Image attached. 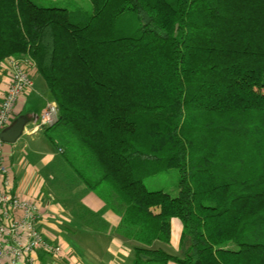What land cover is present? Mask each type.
Returning a JSON list of instances; mask_svg holds the SVG:
<instances>
[{
  "label": "trees",
  "instance_id": "trees-1",
  "mask_svg": "<svg viewBox=\"0 0 264 264\" xmlns=\"http://www.w3.org/2000/svg\"><path fill=\"white\" fill-rule=\"evenodd\" d=\"M91 3L0 0V61L30 53L59 108L61 202L117 213L127 264H264V0ZM172 169L178 195L147 188Z\"/></svg>",
  "mask_w": 264,
  "mask_h": 264
},
{
  "label": "crops",
  "instance_id": "crops-1",
  "mask_svg": "<svg viewBox=\"0 0 264 264\" xmlns=\"http://www.w3.org/2000/svg\"><path fill=\"white\" fill-rule=\"evenodd\" d=\"M3 89L4 86L0 83V98L3 95ZM22 114L26 115L28 122L36 115L33 111L27 113L23 111ZM37 137L38 141L41 140L39 134ZM37 137L29 138L23 135L17 143L6 150L14 190L25 199L32 198L30 196L37 197L40 194L41 203H39L45 213L40 227L51 230L47 232L56 234L58 238L60 235L65 237L68 233L73 241L65 242L66 247L71 250L67 258L56 260L45 253H39L28 264H127L131 251L117 236L121 217L112 210L106 209L103 200L93 192H86L83 187L73 190L71 193L73 197L65 199L62 203L60 196L48 183L53 179L51 167L55 155L46 149V146L39 149L27 140L29 138L34 141ZM66 217L69 218V225L63 224V218ZM75 217L78 219L81 217L85 222L82 230L87 237L84 241L75 240L82 232L79 224L74 222ZM182 229L179 220L173 219L170 246L173 252L180 250ZM176 232L180 235L179 237H176Z\"/></svg>",
  "mask_w": 264,
  "mask_h": 264
},
{
  "label": "built area",
  "instance_id": "built-area-1",
  "mask_svg": "<svg viewBox=\"0 0 264 264\" xmlns=\"http://www.w3.org/2000/svg\"><path fill=\"white\" fill-rule=\"evenodd\" d=\"M37 64L30 53L0 61V264H28L39 253L56 260L67 258L71 250L54 233L49 237L40 227L45 213L39 202L22 198L14 190L12 171L4 153L1 134L16 118L18 104L34 87ZM59 118L55 101H48L41 114L34 115L23 135L35 137L43 128L54 126ZM59 152H62L59 149Z\"/></svg>",
  "mask_w": 264,
  "mask_h": 264
},
{
  "label": "rangeland",
  "instance_id": "rangeland-1",
  "mask_svg": "<svg viewBox=\"0 0 264 264\" xmlns=\"http://www.w3.org/2000/svg\"><path fill=\"white\" fill-rule=\"evenodd\" d=\"M39 1H41L42 5H45V6L68 7L70 9H74L76 7H81L87 11L92 10L91 0H39ZM51 99H52V95H51V92L48 88V85H47L45 79L43 78V76L41 74H39L37 72V74L34 77L33 90L30 93L26 94V96H24V99H22L20 101V103L18 104V108H17V114H19L23 111H24V113H27L28 111H33L36 115H39V114H41L42 109L45 107L47 102L50 101ZM36 137H37V135H36ZM29 138L27 140L31 141L32 144H34V146H36V148L40 149V148H43L46 146V149H49L52 153H54L53 155H55V157L60 154L59 149L55 148L54 146H52L51 144L48 143L46 136H45V133L43 131L39 133V138H41V140H39L40 142L38 141V137L34 141H32ZM47 143L49 144L50 147L47 145ZM11 145H13V144L5 143L4 148H3L5 155H7L6 150L9 149L11 147ZM180 179H181L180 171L177 169H172V170L166 171L162 174H159V175H156L153 177H149L144 182H145V185L147 186V188L151 191L163 190L165 192L170 193L173 196H176L179 193ZM48 183H49V185L53 184L52 180H49ZM38 195L40 196V194H38ZM39 196H37V197L30 196L32 198H28V199H34L37 202H40L41 199L39 198ZM49 199H51V198H49ZM63 220H64V223H63L64 225H69V218H67V217L63 218ZM74 222L79 224V228L82 231L79 234V236H77V238L75 240L84 241L85 237H87V235H85V233H84V230H82L85 226L84 220H82L81 217H79V219H78V217H75ZM179 222L181 223L180 220H179ZM181 225H182V223H181ZM182 228H183V226H182ZM47 230H48L47 228H46V230L43 229L44 233L49 237L50 234H49V232H47ZM48 231L51 232V230H48ZM181 231L183 232V229ZM63 234H64V232H63ZM175 235H176V237L180 236L179 234H177V232ZM59 238H61L62 241H64V243L65 242L68 243L69 241H73V239L71 237H66V236L64 237V236L60 235Z\"/></svg>",
  "mask_w": 264,
  "mask_h": 264
},
{
  "label": "water",
  "instance_id": "water-1",
  "mask_svg": "<svg viewBox=\"0 0 264 264\" xmlns=\"http://www.w3.org/2000/svg\"><path fill=\"white\" fill-rule=\"evenodd\" d=\"M28 121L25 114L16 118L14 123L1 134L4 143L15 144L23 136V131Z\"/></svg>",
  "mask_w": 264,
  "mask_h": 264
}]
</instances>
